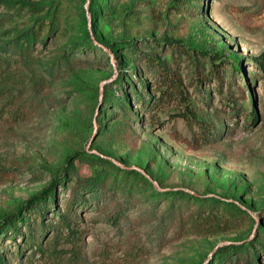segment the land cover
<instances>
[{"label":"rangeland","instance_id":"obj_1","mask_svg":"<svg viewBox=\"0 0 264 264\" xmlns=\"http://www.w3.org/2000/svg\"><path fill=\"white\" fill-rule=\"evenodd\" d=\"M149 56L179 75L182 94L152 111L134 101V88L159 94ZM263 63L264 0H0V224L65 172L45 226L21 211L42 244L63 241L60 258L20 234L0 238V252L10 264H264ZM118 70L127 106L100 108ZM79 177L102 185L69 215L79 238L66 242L56 212ZM206 202L215 229L179 227ZM230 244L239 249L219 259Z\"/></svg>","mask_w":264,"mask_h":264},{"label":"trees","instance_id":"obj_2","mask_svg":"<svg viewBox=\"0 0 264 264\" xmlns=\"http://www.w3.org/2000/svg\"><path fill=\"white\" fill-rule=\"evenodd\" d=\"M91 2L93 6V1ZM87 35L88 34L86 33V36ZM87 39L89 41H92L89 37H87ZM94 39H97V38L94 37ZM86 46L90 48L89 45H86ZM148 59H150L149 61H151V63L153 64L152 67L155 68V71H157L159 75L158 76L159 86L158 88L157 87L155 88L156 90L155 93L158 91L159 94L157 96H150L146 93L144 96H141L140 93H137L136 88H134V92L136 93L135 94L136 99H134V101H139L138 104L144 107L146 111H152V109L157 106V103L159 101H162L164 95L168 94L169 91L171 92L174 91V93L176 92V94L179 96L182 95L180 92L181 80L178 74L174 72H169V70L164 66V64L158 61L156 58L149 56ZM262 70L264 71V65L262 66ZM123 83H124V77L121 71L118 70L117 76L110 82V85L108 86L105 85L106 87L105 86L103 87L102 99L100 101V108H102V105L109 104L111 101L115 102L116 101L115 98L122 101L123 106L125 107L127 106L126 103L130 96H128L126 93H124L123 95L115 94V91L121 90V85ZM148 86L149 84L147 85V87ZM150 87L152 88V85L149 86V88ZM144 88L146 89V87ZM12 106L13 107L11 108H6L7 111H11L10 113L11 115L16 116L17 118L24 117L23 116L24 109H22L19 104L13 103ZM131 113H132L131 110L128 109L129 117ZM178 115H181V117H183L184 119H189L190 117H193V119L196 120V123L199 124L202 131H205L206 123L203 120L196 118L194 114H192L193 116H190V114L189 115L178 114ZM133 119L137 120L139 119V117H136L135 115ZM252 119L254 120L255 116H252ZM82 154H85V153H82ZM76 155H79V152H75L73 153V155L67 156L65 158V162H69V160L75 157ZM92 156L96 160L104 161V159H102L101 157L97 155H92ZM121 171H125V170H121ZM133 172L135 174H139L137 171H133ZM141 178L145 179V177L142 175H141ZM64 179H65V172L62 171L60 174L55 175L51 179V181L46 186H44L40 191L32 194L26 200V202L20 208H18L15 212L4 216L2 218V223L0 224V226L2 227V228L0 227V238H2L7 233H9L8 238H14L15 235L20 234L21 238L23 239L24 245L25 246L29 245L30 249H33L32 250L33 253L38 252L42 255H46V257L49 259H56V257L58 256H59L58 258H60V254L63 248L59 249L58 245H60L63 241H61L60 238H58L56 235H53L49 239L48 242H46L45 244H42L40 241L42 237V233L41 232L37 233L35 231V227L31 219L29 217L25 218L23 216V212L21 211L31 210V209H34L36 212L38 211L37 212L38 214L36 213L34 215L35 222L37 221V218L40 217L39 224L43 225L42 218L48 212V210L51 209V206L54 204L56 197H57V194H56L57 186L58 185L63 186ZM101 185H102V180L100 179L97 180L95 178H89V179L80 178V177L77 178L75 186L72 189V196L68 198L65 204L66 208L64 212H60L59 210H57L56 213L58 216V220L62 223V225H66L67 227V232L64 234L66 237H68V240H66V242H70L73 239L77 240V238H79L78 233L74 232L73 228L70 225L69 215L76 214V210L82 208V205L84 203L83 194L88 193L87 190L89 188L96 189V187H99ZM166 193H168L169 195H180V196L187 195L188 196L186 192L178 191V190H169V191H166ZM189 196L193 200L202 201L200 196H195V195H189ZM206 206L208 208H200L192 215V217L188 216L186 222L185 220H180L179 227H183V226H186V227L189 226V228L200 227L198 229L202 230L206 228V225H207V227H209L207 229H215L213 226L214 221H211V216H204L203 213L213 212L214 209L217 208V206L212 205V203H207V202H206ZM206 209L208 210L206 211ZM223 209L225 211H228L229 213H232L233 211H239V212L248 214L246 213L244 209H240L235 204L230 203V202L225 203V206H223ZM16 220L19 223V226H17ZM224 223H226V221ZM22 227L23 228L26 227L27 232L25 233L22 232L21 231ZM9 229H11V231H9ZM43 233H44V230H43ZM213 233H216V232L214 230L213 232H210V234H213ZM237 247L238 245H235V244H230L227 246L220 247L217 251V252H221L219 254L217 253L218 255H220L219 259L222 258L223 256H225V258L230 256V253L232 250L239 249V247L238 248ZM15 253L19 257L22 254V251L19 248H17ZM7 259L8 257L6 255L4 256L0 252V264H10L7 261ZM215 261L217 262L218 260H215ZM254 264H258V263H254Z\"/></svg>","mask_w":264,"mask_h":264}]
</instances>
